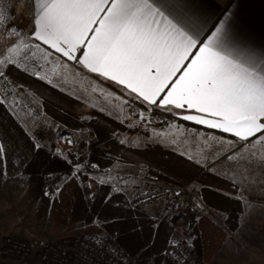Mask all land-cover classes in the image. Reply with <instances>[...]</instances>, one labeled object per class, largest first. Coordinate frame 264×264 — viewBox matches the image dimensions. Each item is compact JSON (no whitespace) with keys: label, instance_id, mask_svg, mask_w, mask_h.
Instances as JSON below:
<instances>
[{"label":"trees","instance_id":"obj_1","mask_svg":"<svg viewBox=\"0 0 264 264\" xmlns=\"http://www.w3.org/2000/svg\"><path fill=\"white\" fill-rule=\"evenodd\" d=\"M13 87L35 95L43 113L62 132H76L75 148L64 159L51 147L37 145L36 141L51 139L49 130L35 132L34 141L13 118L0 100V171L26 176L29 197L39 201L46 216L48 229L57 235L54 244L71 247L81 236L99 234L112 239L123 252L134 257L135 264H171L163 251L170 235L186 234L191 238L197 264H208L214 255L239 227L243 205L235 197L237 187L206 166L158 144L129 146L117 135H146L139 127H130L68 93L24 71L6 65L3 68ZM131 105L145 112L151 126L162 127L167 120H181L173 112L147 107L137 101ZM149 124V125H150ZM115 163L144 168L150 188H160L175 196L184 187L208 210L205 217L191 208L166 213H153L142 201L129 199L108 184H97L87 178L96 170H106ZM79 167L78 179L69 178L49 200L47 192L64 177H70ZM157 185V186H156ZM211 215L222 218L221 224ZM183 237V236H182ZM52 242V241H51Z\"/></svg>","mask_w":264,"mask_h":264},{"label":"snow or ice","instance_id":"obj_2","mask_svg":"<svg viewBox=\"0 0 264 264\" xmlns=\"http://www.w3.org/2000/svg\"><path fill=\"white\" fill-rule=\"evenodd\" d=\"M33 7L32 39L125 86L129 95L138 93L136 98L150 105L166 110L169 105L194 108L218 118L182 117L233 132L246 142L237 146L235 141H227L235 149L227 156L229 161L247 151L250 162L264 166V158H257L253 151L256 145H264V58L236 49L225 48L226 54L213 50L214 46L224 47L225 20L206 37L195 38L173 22L161 0H33ZM4 19L0 9V23ZM12 33L22 35L15 28ZM19 48L26 52L36 49L32 57L42 52L46 62L52 55L40 43L28 44L23 39L9 52ZM185 59L189 60L186 70L158 103L156 97ZM253 136L254 140L249 139ZM4 152L0 145V155Z\"/></svg>","mask_w":264,"mask_h":264},{"label":"crops","instance_id":"obj_3","mask_svg":"<svg viewBox=\"0 0 264 264\" xmlns=\"http://www.w3.org/2000/svg\"><path fill=\"white\" fill-rule=\"evenodd\" d=\"M28 3L29 6L32 7V12L29 22L24 28V31L28 34V40L25 43H40L41 49L52 52V55L48 58V62H46L42 58V52H37L36 57H32L31 53L36 51V49H29L26 52L23 48H19L17 52H13L12 62H6L5 66L7 64L12 65L30 74L35 73L36 67L40 65L42 67L41 69H43L39 72V75L43 77L39 78L40 80L45 79L42 81L57 87L68 93L72 98L84 102L110 117L116 115L114 113L115 111L119 112L118 107L112 104V102L117 103L118 101L114 95L118 97L123 96V100H126L128 103L137 101L147 107H157L163 111L173 112L174 116L182 121L178 127V129L180 128L182 130L173 129L172 127L161 129V127L150 126L148 130L143 129V131L146 132V137L149 136L150 139L141 140L139 142L140 144L137 143L135 147L144 146L147 143L158 144L206 166L205 169L207 170L214 167L215 173L237 187L235 197L239 199L243 205L238 229L241 227V222L246 219L245 215L252 211V207H264V166H262L261 170L262 181L260 184L261 188L259 189L257 183L254 184L251 177V174L257 172L256 170L251 167L252 169L247 171L248 173L246 174H250L249 180L245 179L244 181V179H242L240 182H235L233 180L235 178L234 173H232L233 170L230 168L232 164H234L233 162H235V159L232 161L227 159L228 155L235 152V149L229 145L227 141H235L237 146L246 142L240 141L233 132H224L220 128H213L207 124L182 119L184 115L199 116L209 120L218 118L211 117L206 113L197 112L194 108L187 109L185 107L184 109H178L169 105L166 110V108L158 107L157 105H150L144 102L142 98L137 99L138 93L129 95L130 89H127L125 86L119 85L116 81L103 77L99 73L90 72L82 65L76 64L75 61H69L67 57H63L62 54L56 53L54 49L49 48L48 45H44L41 41L32 39L33 0H28ZM161 4L166 14L169 15L173 22L195 38L206 37L215 29L221 20H225L227 22V31L223 38L224 47H213V50L218 51L220 54H226L225 48H229L254 55L258 58H264V0H161ZM93 27H96V25H93ZM89 35H91V33H89ZM14 45L15 44H12L13 47ZM76 55L79 57L80 52L78 51ZM189 56H191V53H189ZM188 63V59L180 62L177 72L166 82L164 91L159 93L156 97L158 103L159 100L166 95L167 91L170 90L173 82L182 75L183 70H186L185 65ZM54 67H56L55 73L52 71ZM49 79H51L52 83L48 82ZM93 89H95V91H93ZM11 97L4 101L13 108L19 107L25 100L24 94L17 96L12 93ZM132 106H130L132 111L128 108L122 116L123 121L128 125L130 124L129 120H137V118H143L146 115L145 112ZM122 112L123 111L120 113ZM40 117L44 119L42 125L45 124V126H50L53 124V121L44 113H42ZM19 124H21L24 129L23 124L21 122H19ZM35 124H37L36 121L34 122V125ZM44 128L45 127H40L38 130ZM192 131H197V133H199L200 136H198L199 139H197V141L190 137V134L194 133H192ZM256 135L258 136L260 133ZM255 138V136L249 137V139L252 140ZM195 143L197 145H191ZM259 148L261 150V158H264V145H256L254 148L256 150L253 151H257ZM193 152H195V155H190ZM115 164H118V176L121 178L120 181H129L128 183L125 182V184L122 182L124 184L121 185L123 188H119L121 192H123V190H128L135 198L144 195V198H140L137 202L142 201L150 212L160 213L164 211L165 201L163 198L150 197L152 199H148L149 195L152 194L156 187L150 188L148 186L149 182L146 180V178L149 177L138 174V171L145 170L144 168L122 163ZM250 164L253 163L250 162ZM131 172H133V174ZM246 174L244 176L248 178L249 176ZM128 177H132L133 180H130ZM151 179L153 178L151 177ZM238 183H240V185ZM243 190H248V192ZM211 219L217 224H221L222 222V218L217 215H211Z\"/></svg>","mask_w":264,"mask_h":264},{"label":"rangeland","instance_id":"obj_4","mask_svg":"<svg viewBox=\"0 0 264 264\" xmlns=\"http://www.w3.org/2000/svg\"><path fill=\"white\" fill-rule=\"evenodd\" d=\"M0 9L3 10V14L5 17L3 23H0V61H4V63H0V73L4 74L3 68L6 62H9V59L12 60L14 55L13 52H9V49L13 47L12 44H18L20 42V39H23L24 42L28 40V34L24 31V28L31 17L32 7L29 6L28 0H0ZM13 28L21 32V37H17L12 33ZM42 70L43 69H41V71ZM30 75L38 79L42 77V75H36L35 73H30ZM21 94H24L25 100L20 104L19 107L13 108L7 105L8 103L4 100H1V102H3V104L5 103L4 106L7 110L10 111L9 113L12 116H15V118L14 116L13 118L17 120L18 123L21 122L23 124L25 131H27L26 133L34 141H36L35 131L40 129V127H45L44 129H47L51 133H53L51 139L36 141V143L37 145L42 144L46 147H51V145L54 144L55 147L53 151L60 157L65 159L68 152L74 150L75 139L79 134L70 131L62 132L58 129L57 124H55L54 122L50 126H45V124L42 125L44 119L40 117L42 116L43 111L40 106L39 99L27 90L13 87V95L18 96ZM114 97L118 101L117 103L112 102V104L113 106L118 107L119 112L113 111L116 115L112 118H115L120 122H124L122 116L124 112L128 110V108L132 111V108H130V106L132 105H130V103H128L126 100H123V96L118 97L117 95H114ZM121 111L123 112L120 113ZM35 121L37 122V124L34 125ZM129 122L130 124L128 126L139 127L142 130H148V128H150L151 126L150 120L149 118H147V114L143 118H137V120L133 121L129 120ZM19 125L21 126V124ZM179 125L180 123L176 122L175 120H167L165 121V124L161 127V129H165L167 127L178 129ZM178 130L182 129L179 128ZM192 133L193 134H190V137L192 139H196L197 141V139H199L198 136H200L199 133H197V131H192ZM117 137L119 141H121L122 143L125 142L131 147L136 146L137 143L140 144L139 142L141 140L150 139L149 136L146 137L145 135L139 134L135 136L124 133H119ZM69 141H71V143H69ZM191 145L197 144L195 143ZM255 152L257 153V158L262 157L260 148ZM190 155H195V152ZM241 155L244 157V159H241ZM241 155L236 156L235 162H233L234 164H232V166L230 167L232 168V173H234L235 176L233 180L235 182H240L242 179H244V181L245 179L249 180L250 174L246 173H248L247 171H250L249 169L253 168L257 172L251 174V177L254 184L257 183L260 189V184L262 181V166L257 163L250 164V162H248L249 153L247 151H244ZM209 170L214 172V167ZM78 171L79 167H75L70 177H64L60 182L54 184V186H52L53 188L47 192L49 200L56 197L59 187L66 180L71 177L77 180ZM131 173L133 174V172ZM245 174L249 177H245ZM87 178L97 184H108L117 190H119L120 187L123 188V186L121 185H124L126 182L125 180L122 181L124 183L123 184L120 181L121 178H119L118 176V164H114L106 170H93L87 174ZM128 178L130 180H133L132 177ZM128 182L129 181H127L126 183ZM238 184L240 185V183ZM28 189L29 186L25 175L19 172L13 173L10 171H0V234L19 235L24 228H27L34 235L44 237L47 238L48 241L55 242L57 235L49 231L46 216L42 214V205L39 203V201H34L31 197H29L30 195L28 193ZM186 190L188 191L187 187ZM243 191L248 192V190ZM123 192L127 195L126 197L129 196V199L133 198L140 200V198H144V195L142 197L139 196L138 198H135L134 195L128 190H123ZM150 197L151 194L149 195L148 199H152ZM263 209V206H260L258 208L252 207V211L249 214H246V219L241 222V227L234 234H230L228 240L223 243L221 248L214 255L211 263L209 262L208 264H264ZM181 234L182 233H180L179 235ZM182 236L192 243V240H190L191 238H188L189 236H187L186 234H183ZM97 237L107 238L108 236L99 234L97 235ZM165 248L163 251L164 256Z\"/></svg>","mask_w":264,"mask_h":264},{"label":"built area","instance_id":"obj_5","mask_svg":"<svg viewBox=\"0 0 264 264\" xmlns=\"http://www.w3.org/2000/svg\"><path fill=\"white\" fill-rule=\"evenodd\" d=\"M40 71L39 65L35 73ZM12 93L13 86L8 77L5 74L0 76V100L9 99ZM91 166L93 170L97 169L95 164ZM138 174L151 178L145 170H139ZM151 197L167 200L166 213L191 208L199 216L208 215V210L186 190V187L175 196L156 188ZM165 257L171 264H197L191 242L177 234L169 236ZM0 264H135V262L134 257L127 256L110 238L81 236L76 238L73 246L60 247L24 228L19 235L0 234Z\"/></svg>","mask_w":264,"mask_h":264}]
</instances>
